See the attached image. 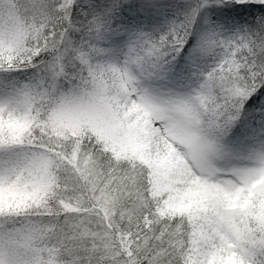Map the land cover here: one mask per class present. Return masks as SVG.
<instances>
[{
	"label": "snow or ice",
	"instance_id": "1",
	"mask_svg": "<svg viewBox=\"0 0 264 264\" xmlns=\"http://www.w3.org/2000/svg\"><path fill=\"white\" fill-rule=\"evenodd\" d=\"M0 264H264V0H0Z\"/></svg>",
	"mask_w": 264,
	"mask_h": 264
}]
</instances>
